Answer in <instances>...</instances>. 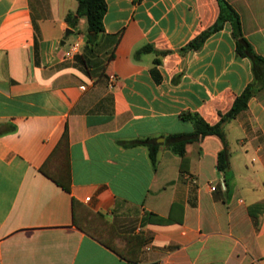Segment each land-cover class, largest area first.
Instances as JSON below:
<instances>
[{
	"label": "crops",
	"instance_id": "0c3cea01",
	"mask_svg": "<svg viewBox=\"0 0 264 264\" xmlns=\"http://www.w3.org/2000/svg\"><path fill=\"white\" fill-rule=\"evenodd\" d=\"M227 1L264 58V0ZM105 2L87 47L85 19L65 20L77 0H0V264H264V84L223 127L226 173L217 135L194 142L186 164L165 145L194 131L182 114L215 124L254 80L229 22L181 50L215 22L217 0ZM66 165L69 191L40 169ZM73 200L140 237L138 260L79 229Z\"/></svg>",
	"mask_w": 264,
	"mask_h": 264
},
{
	"label": "trees",
	"instance_id": "16d2710c",
	"mask_svg": "<svg viewBox=\"0 0 264 264\" xmlns=\"http://www.w3.org/2000/svg\"><path fill=\"white\" fill-rule=\"evenodd\" d=\"M219 13L215 22L201 31L195 38L190 40L181 50H199L204 42L215 32L221 30L225 23L229 22L232 26V38L235 43L236 52L242 57H248L252 62L254 80L233 101L231 108L226 113H220V118L215 124H208L198 114L184 113L182 118L191 121L194 131L189 134H172L165 138V145L174 154L181 157V164H186L190 158V147L205 135H217L223 142V149L217 156V168L226 173L229 167L228 150L223 127L226 122L235 118L241 111L246 109L249 99L254 96L259 88L264 84V58L254 52L250 42L245 38L239 13L227 0H217ZM107 6L105 0H77L75 11L68 12L65 20L69 27L76 29L79 19L84 18L86 27L84 30L85 45L93 47L97 43L98 35L103 31V16ZM151 46H145L138 52L151 51ZM159 60H155L158 63ZM154 72V69H153ZM148 145L149 157L155 167L158 146L150 139L142 141ZM68 139L67 131L64 130L57 144V150H67ZM52 157V155H51ZM41 171L54 180L66 191H69L70 176L69 170L56 169L55 175L41 166ZM182 171V167H181ZM60 176V177H59ZM73 200V219L77 227L84 233L91 236L107 248L111 249L121 258L136 262L138 251L141 245V238L138 236H124L119 234L113 225L100 213L92 212ZM79 208V209H78Z\"/></svg>",
	"mask_w": 264,
	"mask_h": 264
},
{
	"label": "built area",
	"instance_id": "2783aa9c",
	"mask_svg": "<svg viewBox=\"0 0 264 264\" xmlns=\"http://www.w3.org/2000/svg\"><path fill=\"white\" fill-rule=\"evenodd\" d=\"M79 48H80V42L79 41L74 42L73 44L70 45L68 51L66 52V55L70 56V55L77 53ZM108 80H109V86L113 87L116 81L115 75L110 74L108 76ZM212 189H215V187H212ZM86 200H89V198H86Z\"/></svg>",
	"mask_w": 264,
	"mask_h": 264
},
{
	"label": "water",
	"instance_id": "95a60500",
	"mask_svg": "<svg viewBox=\"0 0 264 264\" xmlns=\"http://www.w3.org/2000/svg\"><path fill=\"white\" fill-rule=\"evenodd\" d=\"M71 32H72L71 29H67V30H66V34H69V33H71Z\"/></svg>",
	"mask_w": 264,
	"mask_h": 264
}]
</instances>
